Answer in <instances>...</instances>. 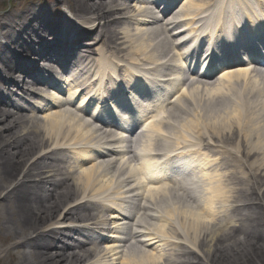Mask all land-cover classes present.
<instances>
[{"label":"bare ground","instance_id":"1","mask_svg":"<svg viewBox=\"0 0 264 264\" xmlns=\"http://www.w3.org/2000/svg\"><path fill=\"white\" fill-rule=\"evenodd\" d=\"M58 1L73 19L68 21L60 14L56 15L59 20L55 21V15L43 6L0 15V52L2 49L9 51L8 47L1 44L2 39H5L12 46H19L23 54L18 57L12 53L11 56L15 62L19 61L22 65L23 70L18 75L17 63L14 65L13 60H6L0 55V63L5 68L0 75V231L12 237V250H23L18 253L16 261L15 258L10 259L15 264H87L93 259L94 264H264V128L253 129L256 138H259L256 141L248 137L249 134L248 139L246 136L244 139H238L236 149L239 159L231 155L227 164L228 168L232 169L231 177L228 170L223 175L211 174L221 169L219 163L215 164L206 155V161L200 164L204 168L197 174V182L194 178L192 188L184 189L180 183L170 179L165 186L161 185L164 176L169 175L167 171L170 168L167 165H159L166 153L154 147L150 139L154 134H162L163 120H158V116L164 112L170 114L176 104L189 97V88L180 86L176 89L175 95H178V98L174 104L165 108V104L161 102L154 106L149 112L150 118L158 114L151 119L152 122L146 124L144 134L131 139L130 142L124 138V129L103 131L90 123L89 118H96L93 114L85 118L87 112L81 107L86 101L83 96H80L79 106L72 105L68 100L64 104L55 103L53 107L42 108L40 118L26 116L25 112L28 110L23 106L26 99L20 98L15 103L9 98L12 95L11 88H17L21 89L24 97L35 101H39V96H45L52 101L56 99L45 94V89H49L48 83L38 79L39 75L44 77L52 72V68L49 69L51 66H40V61L46 59L50 63L55 62L56 54L64 46L72 47L73 43L65 41L71 31L78 32L75 38L78 37L79 40L87 33L88 36L96 37L95 42L81 46L86 48L82 53L85 55L75 59L78 70L74 71L70 78L74 87L76 81V85L83 83L84 74L97 66L100 69L105 66L123 68L130 64L137 65V58L155 66L163 64L167 57L159 55L168 56L171 50H178L174 41L179 36L186 34V37H190L197 33H206L208 28L198 26L200 23L210 26L216 23L218 30L215 29L214 33L219 34L223 20L221 14L226 9L225 0H181L178 3L181 6L178 13L168 18L162 17L158 27L152 32L136 30L152 20L148 17L150 12L145 7L146 1ZM255 3L260 7L264 6V0H255ZM134 6L137 8L135 15L125 17L132 13L130 10ZM139 14L145 20L135 18ZM245 16L249 18L250 14L246 13ZM261 18L262 23L257 21L242 30L252 35L253 41L255 35L263 36L264 14ZM133 19L136 20L134 30L130 24ZM121 20H125L123 25L120 24ZM241 20L242 18L238 17L235 20L237 26L234 28L231 24L229 31L240 29ZM36 23L41 26V35L33 43L34 47L20 42L26 33H34L33 25ZM134 31L135 34L132 33ZM180 31L182 33H179ZM162 34L167 36V40L162 38L153 54L152 47ZM119 35H122L123 42L118 41ZM51 40H55L56 45L50 43ZM226 40L224 37L220 38L219 45ZM258 42L255 41L254 45L264 53V47L258 45ZM93 46L101 53L97 59L92 58L96 54ZM38 53L39 58L36 56ZM121 54H124L125 58L120 57ZM182 56L181 50L176 51V58L172 59L178 63L177 67L185 66ZM234 56L235 53L230 55ZM29 57L32 62L27 63L26 59ZM32 73L36 74L37 79L31 76ZM140 77L148 79L140 75L133 82H137V86L142 84L147 89L148 84L140 82ZM251 81H254V86L264 84V68L252 69L242 66L226 70L216 84L205 85L203 90L197 85L192 86L194 92L202 95L208 117L214 111L217 112L213 117L212 127L225 129L223 120L226 110L223 108L226 101L218 95H223L219 93L223 91L221 86ZM159 84V81L157 84L149 83L150 88ZM174 84L176 81L172 76L163 86L170 88ZM45 98L44 102L47 101ZM94 107L96 110L100 108L98 110L101 111L105 106L102 103ZM32 111L39 113L35 108H32ZM125 119L129 121L130 116H123V120ZM249 132L252 135V130ZM233 135L235 134L224 137L223 133H216L219 144L225 146H229ZM89 144L98 145L94 150L83 148ZM66 146L69 148L64 153ZM174 150H177L179 157L186 156L185 161L195 167L192 161L200 154V150L195 153H191L190 149L187 153L182 148ZM59 154L62 157L60 160L57 159ZM70 154L76 157L75 163L73 168L68 166L70 170L65 173L63 169L68 165L67 156ZM92 155L94 159L88 160ZM57 160L62 166H55L58 164ZM243 161L244 166L241 164ZM229 177L235 181L236 188L230 197L225 198L226 187L223 186V181L227 182ZM216 178L223 180L212 184ZM8 182H12V187L7 188ZM207 182L209 184L205 185ZM79 190L83 197L79 202L72 201L77 197ZM169 191L179 194L176 198L172 197L177 201L174 209L166 208L167 202H171ZM162 192H165V201H159V205L154 207L157 213L165 211V216L151 222L150 219L155 217V210L150 204L159 199L158 194ZM126 199H131L132 203L136 201L138 210L144 212L140 218L143 229L131 232L129 239L118 242L112 238L117 236V231L123 225L121 221L125 204L128 203ZM219 199L223 202L218 203ZM230 199L231 221H226V216L215 220L216 215L221 213L219 208L229 203ZM83 200H86L87 203H84L89 206L82 208ZM96 204H101L103 209L105 205L109 215L106 216L102 211L93 215ZM97 209L100 210V207ZM59 213V218L56 219ZM235 214L239 220L233 218ZM179 218H182L185 225H181ZM51 222L53 228L39 232L40 227H37L40 224L47 225ZM91 224L96 227L110 225L113 229L109 232L112 235L110 241L104 244L103 250L98 249L99 241L91 230L84 236V241H78L84 228L88 230ZM150 224L155 225V228L146 227ZM27 231H30V234ZM63 238L69 242H63ZM120 243H123V246L119 245ZM94 244H97V249L93 248ZM185 246L195 249L194 254L187 253ZM8 252L6 250V254L0 256V261Z\"/></svg>","mask_w":264,"mask_h":264},{"label":"rangeland","instance_id":"2","mask_svg":"<svg viewBox=\"0 0 264 264\" xmlns=\"http://www.w3.org/2000/svg\"><path fill=\"white\" fill-rule=\"evenodd\" d=\"M33 2H35V5H38L39 3V6L43 5L49 8L51 12L56 10L57 5L59 4L62 5V3L58 0H0V15H5L6 13H10L14 11L16 12V10H19L20 12L26 11L27 7L30 6V4ZM103 22H101V25ZM118 41L123 42L122 40H118ZM234 91H236V93H233ZM222 94L223 95L221 94L218 95H220V97L224 101H226V105L225 108H223V110H226L224 114L227 117V119L226 117L224 120L222 119L225 122L224 130H222L220 127H216V128L212 127L213 124L212 121L214 120L213 117H215L217 112L214 111L215 113L214 112L211 113L212 115H209L208 117V112H206L205 102L204 99L202 98V95L200 94L201 95L200 96L196 92H194L192 100L189 103L186 102V106L184 107L185 111H183V113L186 115H184L183 118L179 120V123L175 124L176 126L173 128L172 131L170 132L166 131L164 133L165 136L170 137V141L167 144L169 146H172L176 140L181 141L182 139H184V137L193 140L197 137H201L202 139H204L206 136H214L215 138H217L216 133H223L224 137H227V135L235 131L238 125H240L242 129L240 132L241 136H246L247 138V135L249 134L248 137H251L252 140L253 139L254 141L258 140L259 138H256V133L253 131V129L259 130L260 128H264V86L261 85L260 87H257L256 90L254 89L252 90V87L250 85L244 86L240 84V85H236L234 89H231L229 91L226 90L225 92H222ZM237 98H239V100H237ZM251 130L253 132L252 135L249 132ZM261 134L263 135V132H261ZM237 135L238 134L235 133L234 138H232V140L229 143V146L226 147L223 145L221 149L222 151L219 148H217L219 149V153L215 159L218 162L219 159H221L224 163H228L230 159L229 154L232 153L236 155L235 154L236 147L239 139V137L237 139ZM217 139L219 140V138ZM222 152H224L226 156L222 155ZM208 154H211V149H209ZM230 177L227 180V182L224 183L223 181V186L226 187L224 193L225 198L230 197L231 192H233V190L236 188L234 184L235 181L233 179H230ZM232 177L235 178V176ZM12 182H8L6 184L7 188L11 187ZM80 195L81 194L79 191L78 196ZM261 197L262 194L260 195V198ZM231 201L232 199H230L229 203H226L219 208L221 209L220 211L221 213L220 215L219 214L216 215L215 220L220 216L222 217L226 216L227 219H230L229 213L231 210L230 208ZM219 202H223V201L219 199L218 203ZM176 206H177L176 204L174 206L170 204L166 208L170 209V208H175ZM179 221L181 222V225H185V223L182 221V218H179ZM0 224H1V220H0ZM43 224H40L37 228L40 227V230L45 229L42 228L44 226ZM27 233L30 234V231H27ZM4 234L5 233L3 231H0V256L3 257L6 254V250L9 252L8 255H6V257L0 261V264H15L10 258H15L16 261L18 253H20L23 250L22 249L12 250L11 249L12 241H13L12 237L7 234L5 235ZM64 242H67L66 239H64ZM190 249L191 250H189V252L194 254L195 249L193 248Z\"/></svg>","mask_w":264,"mask_h":264}]
</instances>
